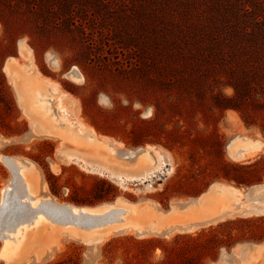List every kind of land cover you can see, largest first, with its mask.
I'll list each match as a JSON object with an SVG mask.
<instances>
[{
	"label": "rangeland",
	"instance_id": "obj_1",
	"mask_svg": "<svg viewBox=\"0 0 264 264\" xmlns=\"http://www.w3.org/2000/svg\"><path fill=\"white\" fill-rule=\"evenodd\" d=\"M153 14L152 5L131 0H0V192L17 186L12 192L30 201L29 182L42 200L27 220L47 216L0 264L264 259L262 186L251 197L235 191L227 199L254 195L261 208L250 201L236 216L154 232L216 181L237 186L230 179L237 174L263 178L240 185L244 192L264 184V52L230 35L174 33L169 20ZM76 66L84 76L79 82L68 75ZM34 71L61 83V92L77 100V116L65 114L48 86L33 84ZM254 138L259 142L250 148ZM90 141L97 143L86 152L91 165L64 151ZM0 195L4 202L7 194ZM48 196L57 204L115 202L123 210L89 225L72 221ZM133 219L154 231L138 234ZM16 227L1 229L0 250ZM237 239L247 245L244 252L238 242L231 245Z\"/></svg>",
	"mask_w": 264,
	"mask_h": 264
},
{
	"label": "trees",
	"instance_id": "obj_2",
	"mask_svg": "<svg viewBox=\"0 0 264 264\" xmlns=\"http://www.w3.org/2000/svg\"><path fill=\"white\" fill-rule=\"evenodd\" d=\"M131 1L152 5L153 15L159 19L169 20L166 22L168 29L174 33L181 31L198 35L208 34L211 37L230 35L237 39V44L246 39L248 43L253 42L257 51L264 52V0ZM241 48L245 47L241 46ZM236 62L245 64L246 60L237 59ZM252 66L262 67L261 65ZM236 88L237 93H241V89L238 86ZM230 179L236 181L238 185H250L263 180L260 177L250 180L238 174ZM239 241L241 240L237 239L231 245Z\"/></svg>",
	"mask_w": 264,
	"mask_h": 264
},
{
	"label": "crops",
	"instance_id": "obj_3",
	"mask_svg": "<svg viewBox=\"0 0 264 264\" xmlns=\"http://www.w3.org/2000/svg\"><path fill=\"white\" fill-rule=\"evenodd\" d=\"M26 66L28 67V65ZM30 78L33 81V84L35 83L41 87L48 86L50 90H53L55 93H57L58 98L60 100V104L62 105L64 110L68 111V112H65V114H68V117L70 119L74 116H77V108H78L77 100L71 97L70 95H68L67 93L61 92V89H60L61 83L60 84L53 83L47 77H44L42 73H38L37 71H34ZM42 123H45V121H42ZM258 142L259 141L254 138L253 140L250 141L252 146L249 144L247 145L250 148H252L253 146H257ZM234 143H236V141ZM96 144L97 143L95 141H90L89 143H87V145H85L84 148H76V147H73L72 149L66 148L64 149V151H66V154L68 157H73V159H78L81 162H85L91 165V162H90L91 160L87 156L86 152H88V148L89 149L91 148V150L95 148L94 146ZM260 186H264V185H260ZM258 187L259 186H256L252 190H250V187H248L249 189H247L246 192H244L241 189L242 186L240 185L234 186L231 183H227L224 181H216L210 186L208 190H206L200 196L195 197V198H190V200L186 199V201L189 200L188 202L193 200L194 201L193 203L190 202L193 205L188 207L185 210L184 214H181L176 220H173L172 223L206 221V220H211V219L216 218L215 220L207 222V223H211V222L217 221L222 218L225 219L230 216H236L237 213H243L244 211L248 210L247 206H245V203H248L250 201H252V203L255 202V204H251V207L261 208L260 205L256 204L258 203V201H256L255 198L253 199L254 195L252 198H248L247 200L241 199L242 197H239L240 199H233V201L227 200L229 196H231V193H234L235 191L238 193H245L246 195L248 194V196L251 197V194H254L256 192L254 190H256V188ZM261 200H264V198L260 199L259 201ZM82 205L90 206V208L91 206H97V205H92V204H82ZM242 208H245V210L242 211L241 210ZM102 209H104L103 206L94 208V210H102ZM262 212H264V207L262 208ZM136 220L137 219H133L134 221L133 224H136ZM238 243L240 245V242ZM253 244L249 243L248 245L252 246ZM240 246L242 248L241 252H244V249L247 245H245V243H241ZM263 257H264V254H263ZM255 261L256 259L253 262ZM253 262L249 264H253ZM263 262H264V259L262 258L260 259L259 263L255 262V264H264Z\"/></svg>",
	"mask_w": 264,
	"mask_h": 264
},
{
	"label": "water",
	"instance_id": "obj_4",
	"mask_svg": "<svg viewBox=\"0 0 264 264\" xmlns=\"http://www.w3.org/2000/svg\"><path fill=\"white\" fill-rule=\"evenodd\" d=\"M14 164V162H13ZM16 167L18 176L21 177L22 175L19 172V168L17 165H14ZM264 184H253L250 187V190H252L256 186H260ZM17 186H14L12 189L9 190L8 195L6 196L5 201L0 204V231L6 226H16L17 224L27 221V219L30 217L31 213L33 211L37 210V207L33 206L30 201L25 200L23 196H20L17 192H12L14 189H17ZM19 189V188H18ZM18 191V190H17ZM27 192V191H26ZM48 204H51L52 206L58 207L62 209L66 214L71 216L72 221H86L89 225H95L98 223H104L106 221H109V219H112L113 216L119 211H122L123 209H120L119 207H115V202H103L97 206H84L79 205L82 210L79 212H75L73 210V205L76 204H70V203H62L57 204L54 202H50ZM106 205H114L113 207H110V209H107V211L103 213H92L89 211L83 210V208H86L87 210H94L95 207L99 206H106ZM93 207V208H92ZM103 210V209H102ZM55 219H63L54 216ZM206 220V221H195V222H183V223H166L162 226L161 229L154 231L152 229H145L138 226V224L132 225V227L136 228V231L138 234H148L151 232L155 233H162V234H168L175 230H190L194 229L196 227H199L209 221L215 220ZM69 220V221H71ZM128 228H119L116 230H113L112 233H122L124 231H127ZM54 251V250H53ZM53 251L51 253L46 254L45 256H51Z\"/></svg>",
	"mask_w": 264,
	"mask_h": 264
},
{
	"label": "bare ground",
	"instance_id": "obj_5",
	"mask_svg": "<svg viewBox=\"0 0 264 264\" xmlns=\"http://www.w3.org/2000/svg\"><path fill=\"white\" fill-rule=\"evenodd\" d=\"M68 74V73H67ZM72 79H74V80H77L78 82L79 81H82L83 80V74H82V72H81V70L80 69H78L77 68V66L76 67H74L70 72H69V74H68ZM42 105H44V106H46V104L43 102L42 103ZM43 108V107H42ZM19 172H20V174L22 175V177H24V173H23V171H22V168H20L19 169ZM31 183H32V181H31ZM26 186H27V193H26V195H28V197H30V196H34L33 197V199H31L30 200V202H31V204L33 205V206H38V204H39V202L42 200V197L37 193V191L38 190H35L33 187H32V185L29 183V182H26ZM33 186H34V184H33ZM34 187H36V186H34ZM263 188H262V190H260V192H264V186H262ZM9 188H11L10 186H8V187H6V188H3V190L0 192L2 195L3 194H7L8 195V190H9ZM255 191V190H254ZM47 195H49V194H47ZM264 195V194H263ZM27 197V198H28ZM26 198V199H27ZM46 199H49L48 201L49 202H54V203H56L55 201L56 200H54V198L53 197H51V196H48ZM3 202H2V198H1V195H0V204H2ZM58 203V202H57ZM73 207V210L75 211V212H79L80 210H82L81 209V207L79 206V205H73L72 206ZM104 207V206H103ZM101 208V207H100ZM107 209H110L109 207H107L106 206V208H104L103 210H87L86 208H83V210H85V211H89V212H92V213H103V212H105V211H107ZM41 211H43V210H41ZM0 212H1V210H0ZM47 216H46V214H44L43 212H40L35 218H34V220L32 221V220H27V221H23V222H21V223H19V224H17V227H16V229L14 230V232H12V236H8V237H6L7 239L4 241V244H3V246H2V248H1V250H0V256H2V257H5V258H7V259H9V258H13V257H15L18 253H19V251H20V249H21V247L23 246V243H24V240H25V236H26V233H27V230H28V227H31V224H32V226L34 225H37V224H39V222H43V220L46 218ZM45 221V220H44ZM21 253V252H20Z\"/></svg>",
	"mask_w": 264,
	"mask_h": 264
}]
</instances>
